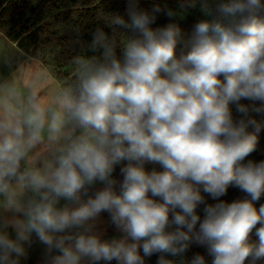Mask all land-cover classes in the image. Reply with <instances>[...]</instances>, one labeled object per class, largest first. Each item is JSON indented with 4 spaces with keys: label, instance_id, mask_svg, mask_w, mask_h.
<instances>
[{
    "label": "clouds",
    "instance_id": "clouds-1",
    "mask_svg": "<svg viewBox=\"0 0 264 264\" xmlns=\"http://www.w3.org/2000/svg\"><path fill=\"white\" fill-rule=\"evenodd\" d=\"M91 37L51 103L0 87V264L34 238L46 264H207L193 244L211 264H264V160L246 161L264 128V0H126ZM230 186L244 196L220 199Z\"/></svg>",
    "mask_w": 264,
    "mask_h": 264
},
{
    "label": "trees",
    "instance_id": "trees-1",
    "mask_svg": "<svg viewBox=\"0 0 264 264\" xmlns=\"http://www.w3.org/2000/svg\"><path fill=\"white\" fill-rule=\"evenodd\" d=\"M65 1L69 3L68 9L48 17L55 8V0H0V31L22 54L38 60L61 89L75 84L72 58L86 54L84 44L90 42L91 32L99 21L111 12L124 14L126 7V0ZM166 22L167 19L158 15L152 26H162ZM105 31L111 32V29L105 28ZM260 135H264V128L258 133ZM117 171L115 175L119 177ZM261 203H264V195L256 202V207ZM252 238L257 239L255 234ZM33 255L32 244L29 264H32ZM155 257L148 258L146 264H154Z\"/></svg>",
    "mask_w": 264,
    "mask_h": 264
},
{
    "label": "rangeland",
    "instance_id": "rangeland-1",
    "mask_svg": "<svg viewBox=\"0 0 264 264\" xmlns=\"http://www.w3.org/2000/svg\"><path fill=\"white\" fill-rule=\"evenodd\" d=\"M154 2L161 3V4L166 3L167 6L171 8H175L177 5V0H142L141 6L146 9H150L151 7H148L147 5L152 6ZM68 8H69V3L67 1L55 0V8L47 16L52 17L58 12L64 11ZM159 15L160 17L167 19V22L163 24L162 26L171 22L170 19L166 17L164 14H159ZM200 18H202V15L200 11L198 10V8H196V9L190 10V13L187 16H185L182 20H179L177 22L180 24L185 35H188L191 33L193 25ZM21 57L26 58L24 54H22L19 50H17L16 46L12 42L8 41L5 38L3 32L0 31V83L3 82L4 78H6L11 73V71L15 68L16 63L18 62V60H20ZM4 85H12V84L10 81L7 80V82ZM242 103L244 102L242 101ZM248 103H251V102L248 101L246 104ZM259 105H260V102H256V106H259ZM233 111H234V115H236L234 107H233ZM252 114H254V117L258 121L264 122V112H260V113L253 112ZM247 159H252L255 161L264 160V135L258 136L257 149L249 157L246 158V161ZM147 167L151 169L152 166L148 165ZM117 173L119 174V168H118ZM204 195L207 199V202L209 203L216 202V201H213L211 197H208L207 194H204ZM243 196H244V193L241 192L239 188L230 186L227 194L221 197L220 199L231 202L235 199L242 198ZM198 212H200L201 216H203V213L200 211V209H198ZM252 239L255 240L254 238ZM196 253L205 255L207 264H211V257L207 256L206 250L203 247H200L198 245L193 244L185 255L187 259L190 260L192 256ZM157 259H158V255H156L154 259V264H156ZM147 261H148V258L146 259V262Z\"/></svg>",
    "mask_w": 264,
    "mask_h": 264
},
{
    "label": "crops",
    "instance_id": "crops-1",
    "mask_svg": "<svg viewBox=\"0 0 264 264\" xmlns=\"http://www.w3.org/2000/svg\"><path fill=\"white\" fill-rule=\"evenodd\" d=\"M25 57L26 58L21 57L20 60H18L15 68L6 78H4L3 82L0 83V87H2L8 80L21 94V101L26 100L32 92H35L38 99L51 103L58 91L61 90L60 84L38 60L27 56ZM35 154L46 155V143L39 145L33 152V155ZM102 217L104 220H107V213H103ZM113 235H117V233L114 228L109 227L105 238ZM33 245L34 255L32 257V264H46L45 246L40 244L35 238ZM30 253L31 248L28 249V256L26 259H22L21 264H29ZM101 264H103V262H101ZM110 264H116V262L112 261Z\"/></svg>",
    "mask_w": 264,
    "mask_h": 264
}]
</instances>
